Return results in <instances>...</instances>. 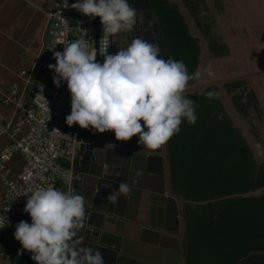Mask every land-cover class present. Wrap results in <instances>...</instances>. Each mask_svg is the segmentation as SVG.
I'll return each instance as SVG.
<instances>
[{"label": "water", "instance_id": "water-1", "mask_svg": "<svg viewBox=\"0 0 264 264\" xmlns=\"http://www.w3.org/2000/svg\"><path fill=\"white\" fill-rule=\"evenodd\" d=\"M169 1L178 6L192 38L198 40L201 53L197 69L211 65L214 70L213 76H202L194 83H188L184 95L216 89V97L252 150V145L260 142V138L264 141V0H222L228 18L216 16V20L228 54L220 57L211 53V40L204 34L199 19L192 15L191 2ZM129 3L137 9V22L132 31L117 34L111 46L112 54L118 52L119 46H126L131 39L140 37L158 43L161 54L166 59H174L151 1L129 0ZM207 3L211 13L215 14V0H207ZM101 26L100 18L96 17L99 35ZM99 35L96 36V47ZM235 83H245L256 96L263 116L257 122L260 138L237 109L236 96L240 91L222 90ZM137 140L138 136H134L129 141H117L113 131L99 133L83 129L78 141L79 176L75 180L74 193L86 198V215L77 229L76 238L81 241V247L99 249L105 264H187L186 205L200 206L264 195V188H260L204 202L187 200L172 187L168 142L153 151L139 145ZM254 158L259 165H264V159L255 154ZM143 179L148 180L142 183L140 180ZM122 181L128 183L130 192L120 194L115 202L109 201V193ZM143 191L150 192L149 202L154 207L149 222L140 221L136 215L137 201ZM22 220L31 223L30 215L24 213L0 233V258L7 262L5 264H37L31 258L32 253L24 250L14 238L15 225ZM253 254L257 253L250 255ZM258 254L264 255V252Z\"/></svg>", "mask_w": 264, "mask_h": 264}, {"label": "clouds", "instance_id": "clouds-1", "mask_svg": "<svg viewBox=\"0 0 264 264\" xmlns=\"http://www.w3.org/2000/svg\"><path fill=\"white\" fill-rule=\"evenodd\" d=\"M70 6L90 19L99 17L103 35L98 50L76 39L64 45L63 51L53 52L56 63L48 65L54 72L53 83L60 87L66 82L70 93L68 126L113 131L117 141L138 136L139 145L154 151L180 131L182 121L196 123L197 103L184 93L190 80L214 75L211 65L189 73L182 59H166L158 43L140 37L110 54L117 34L132 31L137 22L134 5L129 0H76ZM216 95L206 93L209 99ZM252 150L264 159V141L255 142ZM129 192L128 183L122 181L107 199L115 202ZM27 196L23 211L31 223L18 222L14 238L32 253V260L37 264H105L99 249L81 247L76 238L86 215L83 195L41 186Z\"/></svg>", "mask_w": 264, "mask_h": 264}, {"label": "trees", "instance_id": "trees-1", "mask_svg": "<svg viewBox=\"0 0 264 264\" xmlns=\"http://www.w3.org/2000/svg\"><path fill=\"white\" fill-rule=\"evenodd\" d=\"M150 1L173 58L182 59L193 73L201 51L178 6L169 0ZM191 13L198 18L196 8ZM211 53L220 57L226 50H215L211 44ZM209 91L216 89L186 96L197 103L198 119L191 125L182 121L180 131L168 141L175 193L204 202L264 188V165L256 162L222 102L206 96ZM185 214L187 264H264V255L258 254L264 252V195L186 205Z\"/></svg>", "mask_w": 264, "mask_h": 264}, {"label": "built area", "instance_id": "built-area-1", "mask_svg": "<svg viewBox=\"0 0 264 264\" xmlns=\"http://www.w3.org/2000/svg\"><path fill=\"white\" fill-rule=\"evenodd\" d=\"M76 0H55L48 13L47 38L48 58L38 62V73L47 77V83L31 85L34 107L26 110L22 106L24 121L29 132L21 141L16 142L0 153V170L10 162L16 153L24 155L26 166L19 180H10L3 175L2 182L6 190L5 208L0 215L2 229L14 218L22 214L28 196L37 187H57L63 180L71 192L73 171L64 170L58 159L68 155L75 162L81 127L78 124L68 126L66 116L71 112L70 93L66 82L60 87L53 83V70L48 65L55 64L53 52L63 51L64 45L76 39H84L89 47H96V34L93 19L82 14L70 5ZM15 94V93H14ZM4 127L0 123V135ZM20 128L16 129V132Z\"/></svg>", "mask_w": 264, "mask_h": 264}, {"label": "crops", "instance_id": "crops-1", "mask_svg": "<svg viewBox=\"0 0 264 264\" xmlns=\"http://www.w3.org/2000/svg\"><path fill=\"white\" fill-rule=\"evenodd\" d=\"M54 2L55 0H0V119L5 126L12 124L15 128H20L17 133L0 136V152L28 130L25 125L20 126L23 121L21 108L32 106L30 83L37 81L35 74L38 73V60L50 55L47 50V23L48 13ZM24 73L26 75H22ZM24 167L25 160L21 155H16L7 164L12 177H18ZM149 197L150 192L143 191L137 201L136 215L140 221L149 222L154 214ZM132 206L134 210L135 205ZM3 208L4 188L0 178V214ZM5 263L7 262L0 258V264Z\"/></svg>", "mask_w": 264, "mask_h": 264}, {"label": "flooded vegetation", "instance_id": "flooded-vegetation-1", "mask_svg": "<svg viewBox=\"0 0 264 264\" xmlns=\"http://www.w3.org/2000/svg\"><path fill=\"white\" fill-rule=\"evenodd\" d=\"M187 1L188 3L191 2L193 7L197 9L198 19L201 23V27L208 33L210 37V46L212 44V48H214L215 50L223 47L224 50H226V54H228V48L225 45L222 34H220V31H218L219 26L216 20V16H225L228 18L227 7L223 4V1L215 0V14L211 13L207 0ZM222 90L231 93L240 91V95L236 96L239 97L236 103L237 109L239 113L249 121L254 134L258 138H260V133L257 129V122H260L263 116L254 93L246 87L245 83H235L232 85H228L225 87V89L223 88ZM260 141H262L261 138Z\"/></svg>", "mask_w": 264, "mask_h": 264}, {"label": "bare ground", "instance_id": "bare-ground-1", "mask_svg": "<svg viewBox=\"0 0 264 264\" xmlns=\"http://www.w3.org/2000/svg\"><path fill=\"white\" fill-rule=\"evenodd\" d=\"M93 25H94V32H95V34H96V36L97 35H99V33H97L96 32V27H95V18L93 19ZM48 28V27H47ZM102 35H103V31H102V26H101V32H100V38L102 37ZM97 48V50L99 49V45H98V47H96ZM109 53L110 54H112V52H111V47L109 48ZM103 57L102 56H100L99 55V52H98V55H97V60L98 61H100L101 63L103 62ZM40 61V58H39V60H38V62ZM22 75H26L25 73L24 74H22ZM35 77L37 78V81H36V83L35 82H32V83H30V85H37V84H39V83H47L48 81H47V77L46 76H44V75H42V74H39V73H36L35 74ZM39 79H41V80H39ZM34 107V105L32 104V106L31 107H25L24 106V108L26 109V110H29V109H32ZM23 121H24V113H23ZM22 121V122H23ZM0 123H1V119H0ZM2 124V123H1ZM3 125V124H2ZM27 128H28V130H27V132H26V134H24L21 138H19V139H15L11 144H9V145H7L6 147H4V149H2L1 150V152L2 151H4L6 148H9V147H11L12 145H14L16 142H18V141H21L25 136H27V134H28V132H29V127H28V125H25ZM3 127H4V130H3V133L1 134V135H4V134H12V133H17V132H19V131H17L16 132V129L17 128H15L12 124H8V125H3ZM19 128V127H18ZM82 130H83V128H81V130H80V132H79V138H80V136L82 135ZM0 135V136H1ZM0 152V153H1ZM16 155H21L23 158H24V160H25V157H24V155L23 154H21V153H16L15 155H14V157L16 156ZM13 157V158H14ZM9 163V162H8ZM7 163V164H8ZM7 164L5 165V169L4 170H0V175H1V182H2V178H3V175H6L10 180H14V181H16V180H19V178H20V176L23 174V172H24V170L22 171V173L18 176V177H12V176H10V174H9V171H8V168H7ZM58 164L64 169V170H67V171H73V173H74V178H73V181H72V187H71V192L72 193H74V184H75V180L76 179H78V168H79V158L77 157L76 158V160H75V162L74 163H72V161H71V159H70V157L68 156V155H63L62 157H60L59 159H58ZM0 165H1V162H0ZM25 166H26V160H25ZM69 167V168H68ZM25 168V167H24ZM144 180H148V179H143V180H140L142 183H143V181ZM2 185H3V188H4V208H5V200H6V190H5V187H4V184H3V182H2ZM56 188H60L61 190H64V191H67L68 192V186H66L65 185V183H64V181L63 180H61V181H59V183L57 184V187ZM4 208H3V211H4ZM3 211L1 212V214L3 213ZM25 212L23 211L22 212V214H20L19 216H17L16 218H14L13 219V221L5 228V229H3V230H1L0 231V233H3V232H5L10 226H12L13 225V223H15L16 222V220L19 218V217H21L23 214H24ZM0 214V215H1ZM0 229H2V225H1V223H0Z\"/></svg>", "mask_w": 264, "mask_h": 264}]
</instances>
